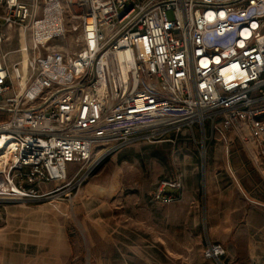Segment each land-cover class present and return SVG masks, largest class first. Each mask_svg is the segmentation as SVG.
I'll return each instance as SVG.
<instances>
[{"label":"built area","instance_id":"2783aa9c","mask_svg":"<svg viewBox=\"0 0 264 264\" xmlns=\"http://www.w3.org/2000/svg\"><path fill=\"white\" fill-rule=\"evenodd\" d=\"M44 2L39 18L24 0H0V46L34 32L0 52V203L71 197L113 153L176 145L183 131L217 135L229 154L230 136L247 130L264 167V0ZM66 27L79 51L42 54V39ZM183 197L178 176L155 201ZM204 255L226 264L228 252L207 237Z\"/></svg>","mask_w":264,"mask_h":264},{"label":"rangeland","instance_id":"374dc122","mask_svg":"<svg viewBox=\"0 0 264 264\" xmlns=\"http://www.w3.org/2000/svg\"><path fill=\"white\" fill-rule=\"evenodd\" d=\"M24 1L39 18L44 16V0ZM66 30L42 39L41 53L54 47L78 52L77 35ZM8 36L1 53L31 45L34 32L28 30L25 38L14 30ZM21 59L22 55H10L8 62ZM241 135L229 138L240 140L230 148L231 164L235 160L249 176L241 179L245 193L234 181L227 187L236 210L230 217L231 234L222 227L218 235L227 239L221 243L230 254L226 264H264V230L249 227L253 213L264 220V178L258 180L264 167L255 162L248 131ZM174 138L176 145L137 143L113 153L71 197L63 190L25 203H0V264H217L204 255L209 199L218 203L207 190L212 177H221L211 164L216 156L226 157L225 144L217 135L202 143L203 137L190 131ZM216 144L221 152L215 151ZM248 144L250 148L244 146ZM225 166L228 171L227 160ZM178 176L184 180L183 199L171 205L156 202L160 184ZM56 187L48 185L45 190ZM187 192L193 195L186 199Z\"/></svg>","mask_w":264,"mask_h":264},{"label":"crops","instance_id":"0c3cea01","mask_svg":"<svg viewBox=\"0 0 264 264\" xmlns=\"http://www.w3.org/2000/svg\"><path fill=\"white\" fill-rule=\"evenodd\" d=\"M234 135L237 136L236 133H234ZM210 142H209V144H210ZM239 142H240L239 138H235L234 140L230 139V148L232 149L233 146L236 147V143H239ZM244 146L250 148L251 144H248L247 146L244 145ZM215 151L221 152V146L219 144L215 145ZM253 152L255 155V146H254ZM226 160L228 161V171H227L226 166H225ZM255 162L257 164H259L257 161L256 155H255ZM221 164L223 165L222 169H220ZM233 164L234 165L232 167L231 150H230L229 154L226 152V157L223 155L216 156L214 161H212V164H211L212 165L211 169L213 171L216 170V172L221 173L220 178L218 176H215V177H212L210 179L211 185H210V188L207 190L208 195L215 196L218 200V203H215L214 197L212 200L209 199V201H211V202H209L211 213L209 215H207V224L209 226V233H207V237L216 243H222V242L225 243V241L227 240L225 237L218 235V232L221 230L222 227L225 228L227 234H231V229H230L231 218L230 217H231V213L236 210L234 202L230 201L231 199L229 200L230 194L227 191V187L229 188V186L234 181L235 184L237 185V187L242 192H244L243 187L241 185V182H242L241 179H243V178L248 179V176H249V174H246L244 172L243 167H241L235 160L233 161ZM219 169L221 171H218ZM210 174L213 175L212 172ZM230 174H231V176H230ZM262 178H264V175H262V174L258 175V180H263ZM261 182H264V180ZM233 190L235 191V188ZM191 195H193L192 192H187L186 193V196H187L186 199L189 198ZM223 203H225V206ZM254 203H257V202H254ZM257 204H259V203H257ZM253 215H255V216H253ZM257 215L261 216L257 213H253L252 216H250L251 218H250L249 227L250 228H259V230H264V220L259 219V217H257ZM251 219H252V222H251ZM226 249H227V247H226ZM227 252H228V255L230 256L228 249H227ZM248 258L253 261V259H254L253 254L250 253L248 255Z\"/></svg>","mask_w":264,"mask_h":264},{"label":"bare ground","instance_id":"6f19581e","mask_svg":"<svg viewBox=\"0 0 264 264\" xmlns=\"http://www.w3.org/2000/svg\"><path fill=\"white\" fill-rule=\"evenodd\" d=\"M25 38H26V37H25ZM26 44H27V43H26ZM26 44L24 45V47L26 46ZM24 56H25V59H26V58H27V57H26V54H24Z\"/></svg>","mask_w":264,"mask_h":264}]
</instances>
